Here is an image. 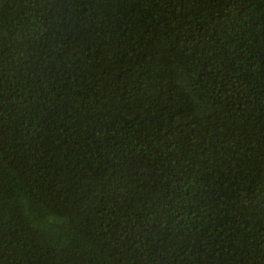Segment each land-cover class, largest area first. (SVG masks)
<instances>
[{"label": "trees", "instance_id": "trees-1", "mask_svg": "<svg viewBox=\"0 0 264 264\" xmlns=\"http://www.w3.org/2000/svg\"><path fill=\"white\" fill-rule=\"evenodd\" d=\"M0 264H264V0H0Z\"/></svg>", "mask_w": 264, "mask_h": 264}]
</instances>
